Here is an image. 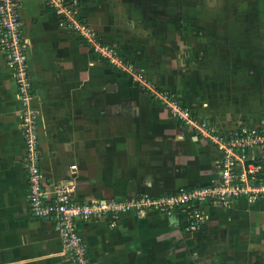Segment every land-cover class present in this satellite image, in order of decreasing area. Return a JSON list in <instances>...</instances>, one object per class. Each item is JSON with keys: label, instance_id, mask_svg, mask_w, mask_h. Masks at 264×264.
Returning <instances> with one entry per match:
<instances>
[{"label": "crops", "instance_id": "1", "mask_svg": "<svg viewBox=\"0 0 264 264\" xmlns=\"http://www.w3.org/2000/svg\"><path fill=\"white\" fill-rule=\"evenodd\" d=\"M77 1L78 21L97 32L101 43L144 60L141 28L118 22L122 8L115 0L111 8L99 0ZM16 2L48 199L62 187H71L78 201L93 202L156 197L218 182L220 150L212 139L179 124L164 104L136 91L129 77L47 0ZM110 10L115 17L97 20ZM207 30L199 36L185 33L198 45L173 46L170 52L180 53L182 61L174 71L158 65V86L175 95L194 119L211 124L215 134L262 125L264 61L256 60L264 45L250 48L241 32L233 33L231 44L224 42L223 31ZM215 44L225 54L220 66L213 61L217 48L210 52ZM127 84L136 95L124 91ZM20 108L15 78L0 48V264H71L59 230L51 220L33 216L27 204ZM259 154L249 152L250 157ZM200 208L204 219L196 230L179 211L167 216L149 209L123 212L114 226L109 217L79 219L75 229L91 264H264L263 198L204 202Z\"/></svg>", "mask_w": 264, "mask_h": 264}, {"label": "built area", "instance_id": "2", "mask_svg": "<svg viewBox=\"0 0 264 264\" xmlns=\"http://www.w3.org/2000/svg\"><path fill=\"white\" fill-rule=\"evenodd\" d=\"M51 7L69 22L79 35L97 49V44L85 36L89 31L77 19V0H47ZM92 42V43H91ZM0 48L16 82L21 105V127L25 145L23 161L27 176V204L35 217L51 220L59 230L63 248L68 252L71 264H91L86 256L82 237L75 229V221L92 217H109L114 226L118 216L130 210L143 214L156 210L167 216L183 213L190 230L199 229L203 223L200 205L204 202L227 204L231 199L247 197L264 199V123L258 127H238L226 134H215L211 124L194 119L187 107H183L171 95L165 96L169 113L198 134L212 139L220 150L218 161L220 178L207 186L185 189L156 197L139 196L129 199H109L81 202L72 197L71 187H62L48 199L41 179L38 161L40 156L37 114L32 109L31 80L29 76L27 45L22 37L21 22L16 0H0ZM256 149L261 155L250 157Z\"/></svg>", "mask_w": 264, "mask_h": 264}, {"label": "rangeland", "instance_id": "3", "mask_svg": "<svg viewBox=\"0 0 264 264\" xmlns=\"http://www.w3.org/2000/svg\"><path fill=\"white\" fill-rule=\"evenodd\" d=\"M99 1L100 3L101 1L107 2L108 6L110 4V8L114 2L113 0L110 2L109 0ZM115 2L122 8L118 15V22H125L127 28L129 25V28H141L139 30L141 56L145 57L144 60L136 59L132 54L122 53L119 50L120 47L116 45L101 43V40L99 41L96 36L97 32L95 34L94 31L88 29L89 32L85 36L97 44V52L106 57L109 64L118 69L124 77H129L131 85L136 91L146 93L160 104L165 105L164 98L170 95L181 102L175 95L158 86L154 71L159 68L161 63L164 66L172 67L173 71L176 69V63L182 61V58L180 53L175 55L170 52L173 46L176 45L183 49V43L198 45V41H196L198 39L195 40L194 36L191 38L192 36H187L185 33H196L199 36L202 31L205 34L208 33L207 29L210 31L220 30L226 33L224 36L226 41L222 36L224 42L230 41L233 44L236 42L233 41L235 38L233 33L241 32L242 38L246 42L250 39L253 44L250 48H255V45L258 48L264 45V0H115ZM113 17L115 15L112 10L104 15H96L98 21H108ZM140 18L141 24H138ZM116 25L118 26V24ZM185 29H190L192 32H187ZM180 32L184 35H181ZM176 41L179 42L178 45ZM86 42L90 44L88 41ZM90 45L94 47L93 44ZM249 46L246 45V48L249 49ZM214 48L217 49L213 61L220 66L219 62L224 60L225 54L220 53L219 50H222L223 47L218 44L211 48L210 52ZM249 52L251 50L244 51L243 55L247 56ZM263 53L260 50L257 52V62L264 61L261 60L264 59ZM152 66L158 67L153 68ZM131 90L134 91L130 84L124 87L125 92L129 91L130 95H136V92L132 93ZM176 121L179 122L178 119ZM179 124L185 123L181 121Z\"/></svg>", "mask_w": 264, "mask_h": 264}, {"label": "trees", "instance_id": "4", "mask_svg": "<svg viewBox=\"0 0 264 264\" xmlns=\"http://www.w3.org/2000/svg\"><path fill=\"white\" fill-rule=\"evenodd\" d=\"M181 103V105H183L184 106V104L182 103V102H180ZM165 106V105H164ZM166 107V106H165ZM167 108V107H166ZM167 110H168V108H167ZM169 112V111H168ZM179 122L178 123H180L181 121L180 120H178Z\"/></svg>", "mask_w": 264, "mask_h": 264}]
</instances>
